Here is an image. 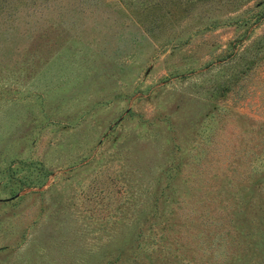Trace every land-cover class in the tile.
I'll use <instances>...</instances> for the list:
<instances>
[{"label":"rangeland","instance_id":"374dc122","mask_svg":"<svg viewBox=\"0 0 264 264\" xmlns=\"http://www.w3.org/2000/svg\"><path fill=\"white\" fill-rule=\"evenodd\" d=\"M263 159L264 0H0V264H264Z\"/></svg>","mask_w":264,"mask_h":264},{"label":"trees","instance_id":"16d2710c","mask_svg":"<svg viewBox=\"0 0 264 264\" xmlns=\"http://www.w3.org/2000/svg\"><path fill=\"white\" fill-rule=\"evenodd\" d=\"M258 185L260 186L259 187L260 188L259 196H260V202H261L259 210H264V181L262 183H258ZM234 198H235V196H234ZM221 209H223V212H224V213H222L223 216H220V217H223V219H222L223 224L228 223L231 226V230L233 232L234 238H236L237 240L240 236L247 238L249 236V230H247L244 225L238 224L239 220L241 219V217H243V213H244L242 211V207L241 206H235L233 209H231L230 215L228 214L229 208L222 207ZM245 218H246V215L244 216V221H245ZM232 222H235V223H232ZM172 227H173L172 225H163L162 227H159L158 231L161 233L166 232V231H172ZM199 228H200V226H199ZM218 228H220L219 231L221 233L217 237H214L212 240H210L209 246L214 247V245H216V243L218 242L217 239L226 240V238L227 239L229 238L230 232L225 231V229H226L225 226L219 225ZM155 233H153V235H155ZM214 234L212 233L211 237ZM153 235H152V237L149 236L146 240H144L141 244H139L137 246L138 253H140L141 255L146 254L145 258L150 264H171L172 260H171V257H169V256L171 255L173 257V253L175 251L174 250L170 251V248H168V247L175 246V245H176V248H175L176 251L180 252V257L178 254L176 255V257H179L178 259L176 258V261L181 262V261H184L186 259V261L188 262L189 248L187 246V243L182 242V241H184L183 237L180 238L181 242H179V243L173 242V241L170 243V242H167L166 238L163 237L162 234H160V237L158 238V240L155 239L153 237ZM205 240L207 241V239H205ZM204 241L202 240V243H204ZM136 256H138V255H136ZM168 257H169V259H167ZM187 262L184 264H188Z\"/></svg>","mask_w":264,"mask_h":264}]
</instances>
